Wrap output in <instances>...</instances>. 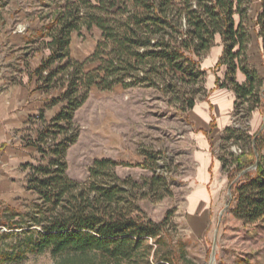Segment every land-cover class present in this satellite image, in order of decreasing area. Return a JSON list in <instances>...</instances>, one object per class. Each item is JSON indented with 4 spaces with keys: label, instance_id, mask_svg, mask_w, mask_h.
<instances>
[{
    "label": "trees",
    "instance_id": "obj_1",
    "mask_svg": "<svg viewBox=\"0 0 264 264\" xmlns=\"http://www.w3.org/2000/svg\"><path fill=\"white\" fill-rule=\"evenodd\" d=\"M261 4L254 23L264 55V0ZM251 8L252 0L67 2L41 32L49 54L29 75L30 80L36 79L37 90L48 94L61 90L50 105H63L50 121L45 120L44 112L31 120V126L39 125L36 137L29 135L27 144L38 149L40 159L24 168L29 170L26 188L37 195V201L31 213L0 210V227L24 234L12 251L0 252V262L20 260L28 252L50 251L55 264H194L184 244L176 245L170 235L172 211L160 222L150 219L127 196L128 188L134 191L142 185L132 178H107L116 177L115 167L129 163L95 159L88 181L68 176L67 154L79 138L75 114L88 101L93 87L101 91L117 86L158 88L174 97L184 95L183 86L204 79L201 60L219 39L225 55L215 68L225 65L228 70L223 82L216 77V88L232 90L236 107L259 99L263 80L248 63ZM94 28L101 31L94 53L85 61L75 59L71 54L73 33ZM91 63L97 66L87 71ZM237 71L245 76L244 82L237 81ZM196 94L192 90V97L185 100L184 112L196 106ZM215 128L212 116L209 130L203 133L209 137ZM250 137L247 149L230 154L235 173L228 177L233 214L253 224L264 218V132ZM152 181L155 187L164 181L172 195L164 178Z\"/></svg>",
    "mask_w": 264,
    "mask_h": 264
},
{
    "label": "rangeland",
    "instance_id": "obj_2",
    "mask_svg": "<svg viewBox=\"0 0 264 264\" xmlns=\"http://www.w3.org/2000/svg\"><path fill=\"white\" fill-rule=\"evenodd\" d=\"M68 1L0 0V77L5 83L22 82L49 54L41 32ZM256 11L253 8L249 13L252 18H256ZM251 26L254 28V23ZM14 34L24 37L18 46L10 45ZM100 39L97 28L74 32L72 56L87 60ZM224 55L221 42L201 60L204 79L194 86H183L181 96L168 95L158 88L117 86L101 91L93 87L88 101L75 114L79 138L68 151L67 174L86 182L95 159L127 162L130 165L113 169L116 177L107 178H132L142 185L134 191L128 188L127 196L150 219L160 222L172 211L170 235L176 245L184 244L194 264H211L214 246L213 264H264V218L248 224L235 217L228 177L235 173L230 154H240L250 146V136L264 132V62L256 54L249 56L248 63L261 68L263 85L259 99L236 107L232 90L216 88V77L223 82L228 70L225 65L215 68ZM96 66L88 64L86 70ZM242 78L245 76L237 71V81L241 83ZM192 90L197 91L193 96L196 106L184 112ZM211 115L216 128L210 135V145L200 129H208ZM37 125L31 126L32 134L36 135ZM212 160L213 169L208 171ZM152 178H164L172 195H168L164 181L155 187ZM162 194L165 197L158 200ZM36 201L37 195L27 190L25 178L8 180L0 190L1 212L10 208L31 213ZM23 237L22 230L0 227V252L12 251ZM0 264H55V259L50 251L28 252L20 260Z\"/></svg>",
    "mask_w": 264,
    "mask_h": 264
},
{
    "label": "crops",
    "instance_id": "obj_3",
    "mask_svg": "<svg viewBox=\"0 0 264 264\" xmlns=\"http://www.w3.org/2000/svg\"><path fill=\"white\" fill-rule=\"evenodd\" d=\"M253 8L257 9V18L262 9L261 0H252L250 12L253 11ZM249 15L251 23H254L256 18H252L251 14ZM257 29L254 23L248 53L250 58H252V54H256L262 63L264 62L263 41L262 38L257 36ZM10 39L11 46H18L24 40V37L14 34ZM1 41L3 39L0 36V44ZM219 43H221L220 39L218 40V45ZM44 56H47V54ZM41 60L35 69L39 66ZM255 67L259 75L262 76L261 68ZM242 79L243 82L245 79ZM0 87V190H2L8 180L13 181V178H25L26 180L29 170H26L24 166L35 164L40 159L38 158L40 155L38 149L35 146L27 144V141L30 139L29 135L33 138L36 137L30 129L32 118L40 112H44L45 120L50 121L60 111L63 104L50 105L51 99L59 96L61 90H56L59 93L53 95L45 93L43 90H37L36 79L30 80L29 75L19 83H5V78L0 77ZM208 129H200V132L208 139V143L211 145L210 136L208 137L203 133V130ZM213 165L214 162L212 160L208 171L211 167L213 169Z\"/></svg>",
    "mask_w": 264,
    "mask_h": 264
},
{
    "label": "water",
    "instance_id": "obj_4",
    "mask_svg": "<svg viewBox=\"0 0 264 264\" xmlns=\"http://www.w3.org/2000/svg\"><path fill=\"white\" fill-rule=\"evenodd\" d=\"M262 129H264V124H263V128ZM256 167V166H255ZM223 213L224 212H221V217H222V215H223ZM221 217H220V219H221ZM216 245V244H215ZM212 262H211V264H213V262L215 261V257H216V250H215V246H214V248H213V251H212Z\"/></svg>",
    "mask_w": 264,
    "mask_h": 264
}]
</instances>
